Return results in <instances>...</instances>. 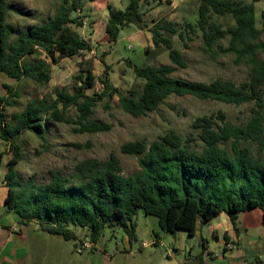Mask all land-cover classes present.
Wrapping results in <instances>:
<instances>
[{
  "label": "trees",
  "instance_id": "1",
  "mask_svg": "<svg viewBox=\"0 0 264 264\" xmlns=\"http://www.w3.org/2000/svg\"><path fill=\"white\" fill-rule=\"evenodd\" d=\"M95 1L61 0V8L52 19L16 35L8 24V0H0V75L45 86L52 80L50 62L56 65L60 59L84 58V52H92L90 43L77 29L84 27L80 13L85 5ZM259 1L198 0L197 24L181 28L167 19L149 26L144 7L151 0H128L124 10L108 7L105 31L110 44L119 41L123 29L135 26L152 35L156 48L167 50L173 65L185 69L188 64L175 48L173 37L187 45L200 31L207 52L220 49L223 54L236 55L239 61L248 60L251 73L239 87L220 79L208 84L193 82L174 77L173 66L139 67L128 60V67L144 84L140 94L134 89L125 94L112 85V66L105 63L106 53H102L104 71L100 79L95 76L93 59H84L71 88L32 99L9 121L3 111L12 102L0 95V141L8 145L12 155L5 176L7 211L18 215L20 224L35 223L40 231L66 241L77 240L73 228H79L89 233L93 246L107 228L114 226L120 227L133 244L138 239L139 211L157 217L164 232L176 235L185 231L189 237L196 235L199 224L207 225L223 213L229 216L237 234L240 214L258 209L264 215V62L258 58V53L264 52V27L257 28ZM213 15L230 16L235 23L221 29L212 23ZM225 39L228 46L224 48L219 42ZM33 56L38 59L31 63L28 60ZM97 83L101 92L89 94ZM6 87L19 98L16 88ZM172 96L237 107L254 104L256 113L245 126H233L223 112L197 119L193 128L198 131V140H190L194 146L175 130L152 143H126L122 153L136 156L140 166V171L130 176L123 175L120 158L112 154L105 162L87 159L78 163L71 176L52 170L47 184L36 185L30 180L21 189L16 168L24 159L22 139L26 133L46 142L51 122L75 125L78 134L108 133L112 125L92 119L95 109L106 99L118 97L122 110L138 119L157 112ZM72 110L77 112L75 119L70 116ZM247 142L259 144L260 157L244 145ZM3 157L0 154V165Z\"/></svg>",
  "mask_w": 264,
  "mask_h": 264
},
{
  "label": "rangeland",
  "instance_id": "2",
  "mask_svg": "<svg viewBox=\"0 0 264 264\" xmlns=\"http://www.w3.org/2000/svg\"><path fill=\"white\" fill-rule=\"evenodd\" d=\"M234 1L248 4L253 2V0ZM102 2L98 4L102 5ZM112 4L116 9L124 10L128 0H114ZM8 6L10 9L8 24L18 35L52 19L61 8V0H8ZM198 7V0H151L150 4L144 7L145 21L152 26L159 20L167 19L180 28L188 23L197 24ZM90 13H92L91 9H83L80 16L84 18L85 24L83 28L77 30L90 43L92 52H84V58L60 59L56 65L50 62L51 82L39 86L29 79L16 81L0 75V95L6 96L12 102V105L3 111L8 121L12 114L24 111L32 99L54 94L63 87L71 88L74 78L79 74V63L84 59H93L95 76L100 79L104 71L101 62L102 53H106L105 63L113 68L112 85L125 94L132 89L140 94L144 84V81L137 78L128 67V60L139 67L145 64L173 66L174 77L193 82L208 84L220 79L239 87L249 79L251 66L247 59L239 61L236 55L223 54L220 49H216L215 53L207 52L200 31L191 36L192 40L187 41V45L178 37H173L175 48L188 64L187 68L181 69L173 65L164 47L156 48L153 45L150 33L142 32L135 26L123 29L119 41L110 44L104 29L106 20L109 19V11L105 8L96 11L95 15L91 16ZM256 20L257 28L262 29L264 0L256 3ZM212 23L221 29H226L235 22L230 16L213 15ZM261 41L264 43V34ZM219 45L227 47L228 39L222 40ZM147 48H151L150 53H147ZM258 58L264 62V52H259ZM37 59L33 56L28 61L34 63ZM6 86L16 88L19 98L12 96ZM88 92L91 95L101 92L100 83ZM219 112L226 114L227 121L233 126H245L255 115L256 108L254 104L237 107L211 100L202 101L191 96H172L159 107L157 112L137 119L122 110L118 97L112 100L106 99L95 109L92 119L112 125L113 129L108 133L78 134L75 132V125L68 126L54 122L50 123L46 142L32 133H26L22 139L24 159L16 168L18 182L22 186L21 189L30 180L36 185H44L49 182V173L52 170L71 176L75 173L78 163L87 159L105 162L112 154L120 158L123 175L130 176L140 171V166L136 156L122 153L123 145L137 140L152 143L171 130L181 134L186 141L198 140V131L193 128L196 120L216 116ZM76 114V110H72L70 116L75 119ZM190 144L195 145L191 141ZM244 145L249 146L256 157L261 156L258 143L247 142ZM0 154H4L0 165V228L2 229L0 233L5 240H9V246L21 256L14 264H190V247L193 248V255H198L196 253L200 252L198 239H190L185 231H180L176 235L166 233L160 228L157 217L146 216L142 211H139L137 216L140 235L133 244L129 243L124 231L118 226L107 228L96 246L91 244L89 233L79 228H73L79 238L70 241L40 231L35 223L16 224L13 229L15 232H11L15 213H7L3 208L8 197L5 180L7 164L12 155L4 141H0ZM146 233L149 235L146 236ZM156 235L160 241L159 245L151 243L152 239L156 240ZM209 241L211 251L223 256V250L213 247V241L211 239ZM144 242L148 244L147 247H143ZM263 247L264 244L260 247L259 255H263ZM247 259L255 261L252 256H248ZM224 260L212 261L210 264H227L228 261Z\"/></svg>",
  "mask_w": 264,
  "mask_h": 264
},
{
  "label": "crops",
  "instance_id": "3",
  "mask_svg": "<svg viewBox=\"0 0 264 264\" xmlns=\"http://www.w3.org/2000/svg\"><path fill=\"white\" fill-rule=\"evenodd\" d=\"M100 1H103L102 5L98 4ZM113 1L114 0H97L92 3H87L84 8L91 9L92 13H90L89 15L92 16L95 15L96 11L98 10L101 9L104 10L105 8L108 10L109 6L116 8L112 4ZM89 19H91L92 21L94 20L93 18H89ZM107 21L108 20H106L104 29H106ZM112 73L113 71L111 72V74ZM3 209L5 212L9 213L7 211V206H5ZM239 222L241 228L239 234H237L234 231L230 218L226 213H223L218 217H215L207 225L202 226L199 224L196 235L194 237H189V238L198 239L200 252L196 253L198 255H193V248L191 249L190 247V251H189V258H190L189 260L191 261L190 264H210V262L212 261H217L222 259H225L224 260L225 262L228 261L227 264L264 263V261H262L264 260V252L263 255L261 254L259 255L260 247L264 244L263 212L261 210L255 209L242 213L240 214ZM20 223H21V218L15 214V218L13 219L12 222L13 225L10 229L12 230L11 232H15L13 231L14 227L16 226V224H20ZM139 235H140V229L138 224L137 236L139 237ZM145 235L147 236L149 234L146 233ZM227 238L229 239V241H227ZM209 239L213 241L212 242L213 247L223 250V256L220 254L213 253L211 251ZM8 241L9 240L8 239L5 240L3 238V235L0 233V264H14V262H17L21 258L19 252L15 251L14 248H11L9 246ZM156 242L160 244V241L154 239H152L151 243L155 244ZM262 250H264V247ZM248 256L254 257L255 261L254 262L248 261L247 259Z\"/></svg>",
  "mask_w": 264,
  "mask_h": 264
},
{
  "label": "built area",
  "instance_id": "4",
  "mask_svg": "<svg viewBox=\"0 0 264 264\" xmlns=\"http://www.w3.org/2000/svg\"><path fill=\"white\" fill-rule=\"evenodd\" d=\"M0 230H1V228H0ZM88 244H86V246H87ZM148 245L146 244V243H144L143 244V247H147Z\"/></svg>",
  "mask_w": 264,
  "mask_h": 264
}]
</instances>
